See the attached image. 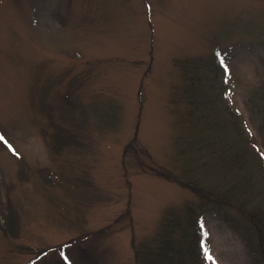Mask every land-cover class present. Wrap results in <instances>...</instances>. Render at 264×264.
<instances>
[{
	"label": "rangeland",
	"instance_id": "rangeland-1",
	"mask_svg": "<svg viewBox=\"0 0 264 264\" xmlns=\"http://www.w3.org/2000/svg\"><path fill=\"white\" fill-rule=\"evenodd\" d=\"M263 117L264 0H0V264H135L191 208L210 264H264L187 186L240 124L263 199Z\"/></svg>",
	"mask_w": 264,
	"mask_h": 264
},
{
	"label": "trees",
	"instance_id": "trees-1",
	"mask_svg": "<svg viewBox=\"0 0 264 264\" xmlns=\"http://www.w3.org/2000/svg\"><path fill=\"white\" fill-rule=\"evenodd\" d=\"M255 113H258V110ZM226 119L225 115L224 125L226 131L229 132L230 127ZM262 123H264V117ZM228 132H224L222 135V137L225 136L222 148V172L223 169H226L224 183H219V187L217 184L213 185L203 191H200L194 185L195 183L187 186L202 196V199L212 205L211 208L217 210L231 225L237 227L240 226L238 218L225 211L229 201H223V199L234 200V206L243 214L244 221H247L248 229L246 231L250 234L249 237H254L258 241V250L264 258V198H261L263 195L259 196L261 184L255 177L257 169L253 166L251 168L249 163V153H252L250 150L254 146L251 138L254 139V136L250 138V135L245 133L239 124L233 143L227 141ZM258 132L264 133V126L259 127ZM227 163L232 165H227ZM247 164H249L248 169L245 168ZM232 170H235L233 176H231ZM14 212L9 205L6 212L0 214V223L4 230L15 231L17 219ZM202 246L193 209H188L177 216L169 213L163 218L162 226L153 242L135 244V264H210V259L205 255ZM85 261L86 264H92L89 258Z\"/></svg>",
	"mask_w": 264,
	"mask_h": 264
},
{
	"label": "snow or ice",
	"instance_id": "snow-or-ice-1",
	"mask_svg": "<svg viewBox=\"0 0 264 264\" xmlns=\"http://www.w3.org/2000/svg\"><path fill=\"white\" fill-rule=\"evenodd\" d=\"M0 140H2L10 150H12L13 152L15 151V149L13 148L12 144L9 143V141L4 137L3 134H0ZM18 154V153H17ZM261 155H264V153H261ZM205 255L207 256V249H205ZM209 259H211L210 256H208Z\"/></svg>",
	"mask_w": 264,
	"mask_h": 264
}]
</instances>
